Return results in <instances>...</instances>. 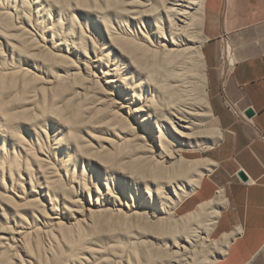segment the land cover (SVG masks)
I'll return each instance as SVG.
<instances>
[{"label": "rangeland", "instance_id": "1", "mask_svg": "<svg viewBox=\"0 0 264 264\" xmlns=\"http://www.w3.org/2000/svg\"><path fill=\"white\" fill-rule=\"evenodd\" d=\"M15 1L0 0L1 8L13 13L10 15L15 21L12 22L14 27L27 26L28 29H22L30 35L24 36L23 43L17 32L0 28V164L6 168L18 163L21 169V179L13 175V181L7 173L2 176L0 172V264H78L73 262L72 250L79 242L97 252L95 255L85 252L83 264H129L136 259L143 264L140 256L135 257L136 248L131 243L144 234H155L156 230L144 226L146 223L143 225L141 220L118 213L108 195L115 191L123 204H135L136 193L144 191L147 178H139L141 184L137 190L133 184L120 187L119 182L126 178L129 182L130 175L149 171L155 160L154 154L147 149V136L139 127V120L146 113L140 116L133 110L139 106L146 110L150 102L169 100V96L162 93L157 97L148 92V78L176 86V74L180 69H186L188 76L201 74L204 77L206 66L204 71L202 63L188 61L187 55L194 56L195 50L186 46L182 47L184 61L175 55L141 52L129 44L130 41L155 50L157 36L161 33L159 29L167 34L172 25L167 16L173 0H59L67 4V17L74 18L79 29L94 41L91 40L95 51L108 66L101 68L93 67L87 58L70 51L59 52L62 45L52 47L47 29L58 19L55 13H49L47 3L27 0L24 11L21 1ZM203 11L202 7L196 26L201 38L206 39ZM113 33L120 34L123 41L113 39L110 36ZM64 34L61 33L58 43L65 41ZM34 42L41 43L39 51L36 47L32 49ZM88 50L90 56L91 44ZM85 65L90 68L91 76L84 72ZM68 67L77 73H67ZM108 68L123 83L114 88L119 90L117 92L106 84L112 78V75L103 76ZM76 74L79 76L74 77ZM133 93L141 103L131 101ZM197 94H207L209 101L207 83L206 88L199 87ZM182 99L188 102L185 96ZM195 100L197 104L193 108L200 116L193 121L190 145L181 149L183 157L197 161L201 169L205 168L204 164L211 168L208 151L221 135L217 133L212 113L199 103V98ZM119 116L125 121L118 122ZM154 124L151 123V127L156 129ZM175 125V130H181ZM165 128L166 132L170 126L165 124ZM42 153L48 161L45 167L38 162L44 158ZM26 166L33 171L34 192L23 172ZM58 184L63 186L68 202L58 199L53 215L47 209L48 198L44 197L43 190L45 185ZM96 201L107 210L97 208ZM71 202L84 210L85 218L80 217ZM224 206L222 192L218 205L220 213ZM193 207V202L189 201L185 211ZM88 209L94 211L91 217ZM192 210L184 212L181 208L177 214L181 216ZM55 217L58 218L55 221L61 223L59 227L54 225L52 218ZM222 227L227 230L225 223ZM24 231V236L18 235ZM220 231L221 228L214 239L220 238ZM223 255L216 254L218 259ZM260 259L264 264V249Z\"/></svg>", "mask_w": 264, "mask_h": 264}, {"label": "bare ground", "instance_id": "2", "mask_svg": "<svg viewBox=\"0 0 264 264\" xmlns=\"http://www.w3.org/2000/svg\"><path fill=\"white\" fill-rule=\"evenodd\" d=\"M20 1L22 9L26 11L27 0ZM43 1L47 3L49 13H55L58 19H56L57 22H55L56 24H54L53 27H47L52 47L59 48L60 45H62L64 48L60 47L59 52L70 51L72 54H77L81 58H87L93 67L101 68L106 66L101 56H99L95 51L96 48L93 47L92 43L94 41L85 34L83 29H79V26L74 18L67 17L69 13L67 4L63 1L60 2L59 0ZM14 2L16 1L14 0ZM203 3L204 0H173L172 8L168 9L167 16L171 20L172 25L170 26L167 34L162 28L159 29L161 33L157 36L159 41L156 43L157 47L155 50L146 49L143 46L134 44L130 41L129 44L141 52H151L155 55H164L167 57L175 55L177 57H181L184 61L185 52L182 47L186 46L187 49L195 50L194 56L190 57V55H187L186 59L188 61L194 60L198 63H202V66L204 67L201 49L206 39L201 38L200 32L196 26L200 17V12L204 5ZM1 7L3 8L0 2V28L10 33L17 32L21 41L25 43L24 39L27 36L28 31L26 32V30H23L22 25H20L21 28L18 26H16L17 28L14 27L15 25L13 26L12 24L14 20L11 18L13 13L10 11V13L4 11ZM26 18H24V20ZM23 28H27V26ZM63 32L66 36L64 41L65 43H58L57 40H59L58 38ZM110 36L117 41H123V38L118 33H113ZM30 37L32 39L33 36ZM31 39L29 44L32 45ZM36 42H34V46H31L32 49L33 47H40L41 43H38L37 45ZM90 44L92 45V54L88 56V48ZM40 49L38 48V51ZM89 69L90 68L87 65L84 66V72L87 76H91V74H89ZM66 70L67 73H77L75 72L76 70H72L70 67ZM111 72L113 71L108 68V70L103 73V76L112 75V78L108 79L106 84H108L112 91L117 92L119 90L115 91L114 88H117L119 86L118 84L122 83L121 78L113 76L114 74H111ZM187 73L188 71L184 68L177 72L176 86H169L154 82L152 78L147 79L148 83H150V89L148 88V92L154 93L157 97H160L161 93L163 96H169L168 102H150L145 106L146 110L143 109L144 106H139L133 110V113L136 115L146 113L143 116L140 115L142 118L139 120V127L140 130L145 132L147 136V149L154 154L153 157L155 160L153 161L152 167L149 171L142 173L141 175H130L128 177L129 182H127L126 177V181L122 180L119 182L120 187L125 186L126 183L128 186L132 187L133 184L137 190V186L141 184V180H139V178L141 176L147 178L144 191H142V193L137 191L136 193L137 200L135 204H132L131 206L123 204L119 193L115 191L108 194L110 197L109 201L114 204L113 207L118 213H125L129 217L141 220L143 221V225L144 222L146 223L144 226H148L151 227L150 229L153 228L156 230L155 234H144L140 238H135L133 243H131L133 247L135 246L136 248L135 257L140 256V258H142L141 260L144 261L143 264H216L218 261V256H216V254L218 253L220 256L223 253L225 254L230 242L229 239L225 237L218 240L213 238L220 218V209L218 208V205H220V201L222 199L221 191H219L214 198L197 204L192 211L181 216H178L177 214L178 210L182 208L185 201L190 198L198 188H200L199 186L205 172L211 170V168L208 167L209 164H204L206 169H201L199 166L200 164H198L197 161L184 158L181 149L190 145V135L194 129L193 121L200 116V114L193 108L194 105L197 104L195 102L196 97L199 98V103L203 106L205 105L206 109L209 111L206 94L204 96L197 94L201 85L205 88V78L201 74H190L191 76H188ZM78 74L74 77H77ZM183 96L187 98L188 102H184L182 99ZM130 99L133 103L137 101L141 103V99L134 93L130 96ZM117 119L118 122L125 121V118L120 116L117 117ZM153 122L155 123L154 125L156 129L151 127V123ZM165 124L170 126V129H168V131L166 130V132L163 131V129H166ZM175 124H177L181 130H175V128H177ZM43 156L44 158L39 159L40 161L38 162L41 166L45 167L48 165V161L45 159L44 154ZM201 166L203 165L201 164ZM0 172L2 176L7 173L12 181L14 180L13 175H17L21 179V169L19 168L18 163H13L6 168L0 164ZM23 172L30 185L31 192H34V185L32 186L33 171L26 166L24 167ZM104 185L106 190L109 192L107 182H105ZM43 191L44 197L48 198L47 203L49 204V208H46L53 215H55L58 199L62 202H68L66 192L61 184H58L57 186L45 185ZM130 198L132 200L134 199L131 193ZM37 199H35V202H39ZM40 204L41 208L45 210L41 202ZM71 204L75 205L77 203L71 202ZM96 207L102 209L103 211L107 210L104 205H98L97 201ZM75 208L80 217L85 218L84 210L78 205H75ZM88 212L91 217L94 211L88 209ZM52 219L54 220L55 226L59 227L61 225L60 221H55L58 220L57 217ZM25 234L26 231L20 232L18 235L24 236ZM82 243L83 242H79L73 247L72 251L74 252V263L83 264L82 262L85 257L83 255L85 252L92 255L97 253L95 250L85 247L84 243ZM131 264L140 263L139 260L136 259L134 263Z\"/></svg>", "mask_w": 264, "mask_h": 264}, {"label": "crops", "instance_id": "3", "mask_svg": "<svg viewBox=\"0 0 264 264\" xmlns=\"http://www.w3.org/2000/svg\"><path fill=\"white\" fill-rule=\"evenodd\" d=\"M203 4L205 88L207 83L209 111L221 137L208 151L211 170L206 172L207 178L203 177L182 210H192L222 191L225 206L215 234L221 228L220 238L230 242L219 264H262L264 0H204ZM222 58L226 68L230 66L226 76ZM247 109L254 112L251 119L244 116ZM238 173H243L246 181H241ZM189 201L194 207L185 211ZM224 223L227 230L222 229Z\"/></svg>", "mask_w": 264, "mask_h": 264}, {"label": "water", "instance_id": "4", "mask_svg": "<svg viewBox=\"0 0 264 264\" xmlns=\"http://www.w3.org/2000/svg\"><path fill=\"white\" fill-rule=\"evenodd\" d=\"M244 116L247 119H251L254 116V112L251 109H247L244 111ZM237 177L241 180V181H246V177L244 176L243 173H238Z\"/></svg>", "mask_w": 264, "mask_h": 264}, {"label": "built area", "instance_id": "5", "mask_svg": "<svg viewBox=\"0 0 264 264\" xmlns=\"http://www.w3.org/2000/svg\"><path fill=\"white\" fill-rule=\"evenodd\" d=\"M228 56H229V53H228ZM222 64L224 65V70L222 71V74H223V76H226L230 66L228 68H226L225 59L224 58H222Z\"/></svg>", "mask_w": 264, "mask_h": 264}]
</instances>
